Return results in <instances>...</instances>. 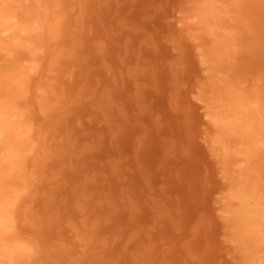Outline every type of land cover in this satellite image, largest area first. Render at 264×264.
I'll list each match as a JSON object with an SVG mask.
<instances>
[{
  "label": "rangeland",
  "instance_id": "rangeland-1",
  "mask_svg": "<svg viewBox=\"0 0 264 264\" xmlns=\"http://www.w3.org/2000/svg\"><path fill=\"white\" fill-rule=\"evenodd\" d=\"M0 264H264V0H0Z\"/></svg>",
  "mask_w": 264,
  "mask_h": 264
},
{
  "label": "bare ground",
  "instance_id": "bare-ground-1",
  "mask_svg": "<svg viewBox=\"0 0 264 264\" xmlns=\"http://www.w3.org/2000/svg\"><path fill=\"white\" fill-rule=\"evenodd\" d=\"M1 117H2V116L0 115V120H1Z\"/></svg>",
  "mask_w": 264,
  "mask_h": 264
}]
</instances>
